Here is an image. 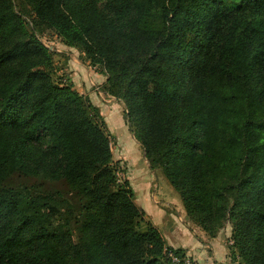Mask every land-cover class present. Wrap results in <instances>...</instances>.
<instances>
[{
  "label": "trees",
  "instance_id": "16d2710c",
  "mask_svg": "<svg viewBox=\"0 0 264 264\" xmlns=\"http://www.w3.org/2000/svg\"><path fill=\"white\" fill-rule=\"evenodd\" d=\"M0 0V264H165L99 109L53 79L52 30L230 257L264 264V0ZM167 249V248H166ZM177 253L182 250L168 248Z\"/></svg>",
  "mask_w": 264,
  "mask_h": 264
},
{
  "label": "rangeland",
  "instance_id": "374dc122",
  "mask_svg": "<svg viewBox=\"0 0 264 264\" xmlns=\"http://www.w3.org/2000/svg\"><path fill=\"white\" fill-rule=\"evenodd\" d=\"M16 4H18L17 10L24 15L28 28L31 29L32 22H35L31 7L22 0H16ZM38 31L41 40L53 52L54 81L65 86L71 85L72 90L89 100L99 109L104 118L111 138L113 160L119 164L120 184L128 180L134 196L152 197L164 209V221L170 218L176 223V226L170 229L168 236L167 226H157L145 213L144 221L141 222L142 230H145L147 223H151L163 238L165 250L171 248L170 246L178 236L183 238L189 229L196 230L200 236L210 237L206 231L189 219L182 197L173 188L162 169L151 167L144 149L130 132L125 103L106 92L107 77L102 75L98 67L84 61L81 52L66 45L55 32L45 27L38 28ZM137 207L143 211L138 205ZM192 230L189 234L193 232ZM221 233L228 239V248H233L232 224L226 223L218 235Z\"/></svg>",
  "mask_w": 264,
  "mask_h": 264
},
{
  "label": "crops",
  "instance_id": "0c3cea01",
  "mask_svg": "<svg viewBox=\"0 0 264 264\" xmlns=\"http://www.w3.org/2000/svg\"><path fill=\"white\" fill-rule=\"evenodd\" d=\"M136 204L146 213V215L157 225H166L169 229L176 226L174 220L168 218L164 221V209L158 205V202L150 196H135ZM189 229V228H188ZM192 230V229H191ZM189 229L183 238L179 236L170 246L174 249L184 251L190 255L199 264H237L230 257V249L228 248V239L223 233L216 238H210L198 235L196 230ZM182 231V230H179Z\"/></svg>",
  "mask_w": 264,
  "mask_h": 264
},
{
  "label": "built area",
  "instance_id": "2783aa9c",
  "mask_svg": "<svg viewBox=\"0 0 264 264\" xmlns=\"http://www.w3.org/2000/svg\"><path fill=\"white\" fill-rule=\"evenodd\" d=\"M165 264H199V263L186 253H177L174 250H165Z\"/></svg>",
  "mask_w": 264,
  "mask_h": 264
}]
</instances>
